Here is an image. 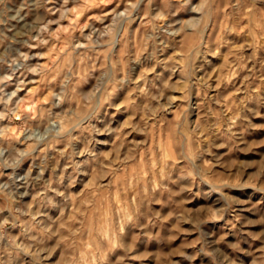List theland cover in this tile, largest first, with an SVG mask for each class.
<instances>
[{
  "label": "rangeland",
  "instance_id": "obj_1",
  "mask_svg": "<svg viewBox=\"0 0 264 264\" xmlns=\"http://www.w3.org/2000/svg\"><path fill=\"white\" fill-rule=\"evenodd\" d=\"M0 264H264V0H0Z\"/></svg>",
  "mask_w": 264,
  "mask_h": 264
}]
</instances>
